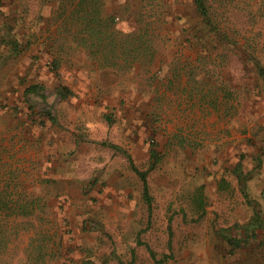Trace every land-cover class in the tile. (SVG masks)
<instances>
[{
    "label": "rangeland",
    "instance_id": "rangeland-1",
    "mask_svg": "<svg viewBox=\"0 0 264 264\" xmlns=\"http://www.w3.org/2000/svg\"><path fill=\"white\" fill-rule=\"evenodd\" d=\"M79 2L1 1L0 190L34 201L1 263L264 264V229L229 243L264 217V0H207L209 23L194 0H97L125 48L151 45L109 69ZM91 61L101 82L79 100L76 63Z\"/></svg>",
    "mask_w": 264,
    "mask_h": 264
},
{
    "label": "trees",
    "instance_id": "trees-1",
    "mask_svg": "<svg viewBox=\"0 0 264 264\" xmlns=\"http://www.w3.org/2000/svg\"><path fill=\"white\" fill-rule=\"evenodd\" d=\"M0 0V5H1ZM45 1V0H43ZM49 1V0H46ZM90 2V4H89ZM79 7H81L80 10H83L85 12V15L83 17L85 28L87 32L95 37H98L99 43L103 44V54L107 55L109 54V57L106 59V64L111 67H116V63L114 60L120 58L123 54H125L127 60H129V57L131 58L133 56V60H137L139 58V55L136 54L138 47L142 44L146 45L145 51L148 53L150 52L151 45L149 41L143 40V35L138 37L137 39H132V42L130 43L131 46L129 48H125L123 43L115 39L114 30H115V22L111 15L102 16V10L101 6L97 3V0H80ZM195 6L201 16L204 18L206 23L210 22V15H209V8L207 5V0H194ZM139 43V46H135V42ZM87 42V41H85ZM87 44V43H86ZM107 48H106V46ZM89 48H93V46H89ZM110 46V47H109ZM17 47V44L15 45ZM95 54L100 53V49ZM141 55V54H140ZM111 56V57H110ZM113 60V61H112ZM260 74L262 78L264 79V68L260 67ZM40 89H43V85L39 83H33L29 85L25 90V95L30 93H36ZM57 94L60 99H66L68 95L73 94L70 87L67 85H60L57 89ZM114 148H119L118 145L112 144L111 145ZM156 155V151H152V155ZM154 155V157H155ZM130 165L133 169V171L139 176V178L142 181V189H143V198L145 202L148 205L149 209V216L152 215V204H153V197L150 191V183L148 180V171L147 170H141L139 169L132 157L128 154ZM242 164L239 163L237 165V177L242 182V192L244 197L247 199V201L251 203H256V201H252L250 199V196L247 192L246 186H245V178L244 175L241 173ZM3 190H0V264L1 258L3 255H6V253L9 250V246L11 241L13 240L12 236L14 234V227L10 225V219L13 217H18L19 215H28L31 214L33 211L30 209L33 208V202L24 203L19 198H15L13 196L12 191H9L8 188H2ZM195 202L199 205V208L202 209V212L200 214V218H202L205 214V206H204V197L197 196L195 199ZM199 218V219H200ZM254 220L256 222H253L252 224H248L245 227L243 226L242 232L245 234L244 238H229V243L233 246V248H240L244 245H247L251 242L252 238L258 237V230L264 229V217L262 214L257 211L254 217ZM139 244H146L143 241L139 240ZM261 244H264V241H261ZM147 245V244H146ZM152 252V251H151ZM8 254V253H7Z\"/></svg>",
    "mask_w": 264,
    "mask_h": 264
},
{
    "label": "crops",
    "instance_id": "crops-1",
    "mask_svg": "<svg viewBox=\"0 0 264 264\" xmlns=\"http://www.w3.org/2000/svg\"><path fill=\"white\" fill-rule=\"evenodd\" d=\"M76 66H77L76 71L78 73L76 78L78 80L77 82L80 87V90L76 91V95H78L79 100H82L81 99L82 97H84V99L88 97L89 100L94 101L93 99L95 96H94L93 91H95L97 85H99L101 82L100 75L98 73V70L101 69L100 65L98 63H94L93 61H91L90 64L76 63ZM94 67L96 69L95 72L91 71V73H89V71H87L89 69H94ZM102 67H105L107 69L110 68L106 63H104ZM105 68H102V69H105ZM82 106L85 107V104L82 103ZM91 106H93V104ZM95 106H97V104ZM80 110L82 109L80 108ZM86 123L88 126H91L93 124L91 120H88ZM75 140H76V137H75ZM77 141H78V137H77ZM44 164H47L45 160H44Z\"/></svg>",
    "mask_w": 264,
    "mask_h": 264
}]
</instances>
